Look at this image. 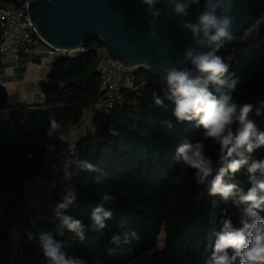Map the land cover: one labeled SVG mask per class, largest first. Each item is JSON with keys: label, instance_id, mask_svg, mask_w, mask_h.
Returning <instances> with one entry per match:
<instances>
[{"label": "trees", "instance_id": "16d2710c", "mask_svg": "<svg viewBox=\"0 0 264 264\" xmlns=\"http://www.w3.org/2000/svg\"><path fill=\"white\" fill-rule=\"evenodd\" d=\"M102 43L90 36L84 42L89 51L65 55L54 62L48 80L42 84L44 103L22 104L8 119L0 120V264H49L40 249L39 234L55 235L60 227L54 206L64 194L65 169L71 172V183L78 189L68 214L85 225L83 240L66 229L57 235L70 255L83 258L87 264H127L153 247L164 231V246L152 252L149 264H206L210 255L206 245L220 230L218 223L209 222L212 202L227 209L237 227L239 213L230 201L224 203L219 196L208 195L205 186L195 183L194 170L174 158L176 148L185 141L199 140L202 130L193 123H178L166 99L167 109L153 103L154 91L161 98L167 95L160 67L141 68L126 78L122 98L112 108L97 112L91 120L92 129L79 138L75 155L64 167L60 188L51 198L41 197L36 219L26 215L25 183L43 171L48 149L61 143L46 136L50 117L65 126L69 137L84 110L100 94L101 75L94 47ZM245 48L246 43L231 41L217 55L237 53L234 61L225 60L230 73L239 79L233 96L238 102L259 107L264 101V50ZM185 66L191 67L188 62L178 67ZM4 94L0 88V107L8 106L1 105ZM252 118L264 131V114ZM166 121L172 123L171 129ZM217 151L218 146L206 142V154L214 161ZM254 157L264 159V148ZM75 159L91 162L99 171L82 169L73 162ZM97 176L102 178L100 183ZM234 179L245 188L250 186L245 170ZM105 193L117 197L105 205L112 218L106 221L105 229L94 232L88 227L90 214ZM21 222L25 228L19 231ZM130 230L139 234V240L119 246L110 243L113 235L122 236ZM109 249H115L114 254H109Z\"/></svg>", "mask_w": 264, "mask_h": 264}, {"label": "clouds", "instance_id": "9594fccd", "mask_svg": "<svg viewBox=\"0 0 264 264\" xmlns=\"http://www.w3.org/2000/svg\"><path fill=\"white\" fill-rule=\"evenodd\" d=\"M52 0H49L51 3ZM146 5L149 20V35L157 36L155 25L161 16L157 4L164 3L179 18L182 30L191 34L193 45L183 52L184 60L191 67H177L162 64L159 72L161 83L167 87V95L161 98L155 91L153 103L167 109L165 99L171 103L172 115L178 123H193L201 129V138L195 142L185 141L175 151V159L194 170L197 185L205 186L210 196H219L224 203L229 201L237 209L238 224L227 215V209L218 207L216 201L208 215L210 223L220 225L214 233L215 239L206 245L210 253L206 264H264V159H257L254 153L264 148V131L260 130L252 118L264 114V101L259 107L253 103H241L233 96L239 83L230 73V64L217 53L235 39L237 30L232 16V0H203V9L195 21L185 19L189 9L199 8L201 0H141ZM231 57H229V60ZM148 65L145 64V67ZM159 74V73H158ZM167 127H173L170 121ZM50 127L46 130L48 138L55 137L68 143L67 130L55 117L49 119ZM218 146L216 160L206 154V142ZM73 155H75L73 153ZM78 167L89 172H98L96 165L86 160L75 159ZM242 170L246 171L249 187L245 188L235 181ZM64 194L55 204L54 212L60 221V227L52 232L39 234V246L49 264H87L86 260L70 255L63 241L57 235H63L66 229L81 240L85 237V225L68 213L75 204L78 189L71 183V172L64 171ZM102 178L97 176L96 182ZM55 182H52V187ZM203 192L200 193L203 196ZM117 199L115 195L105 193L90 214L92 221L88 226L91 231H102L112 218V211L106 209ZM135 230L122 236L113 235L110 243L119 246L139 240ZM115 249H109L114 254Z\"/></svg>", "mask_w": 264, "mask_h": 264}, {"label": "water", "instance_id": "95a60500", "mask_svg": "<svg viewBox=\"0 0 264 264\" xmlns=\"http://www.w3.org/2000/svg\"><path fill=\"white\" fill-rule=\"evenodd\" d=\"M236 32L233 41H242L264 16V0H232ZM141 0H28L19 9L43 40L56 48L78 51L90 36L109 47L112 59L138 67L180 66L184 50L193 45L191 34L182 30L179 18L164 3L157 4L161 16L155 25L157 36L149 35L150 16ZM203 9H189L187 20L195 21ZM145 64L148 66L145 67ZM6 97L1 105H5Z\"/></svg>", "mask_w": 264, "mask_h": 264}, {"label": "built area", "instance_id": "2783aa9c", "mask_svg": "<svg viewBox=\"0 0 264 264\" xmlns=\"http://www.w3.org/2000/svg\"><path fill=\"white\" fill-rule=\"evenodd\" d=\"M27 1L12 3L8 0H0V30L2 31L0 61H16L22 66H27L34 62H48L52 67L53 63L62 56L89 51V48L84 44L78 51L62 50L47 44L33 27L30 19L27 17V20L24 21L20 17L22 13H19V9L25 6ZM241 42L246 43L244 50H264V16ZM94 51L98 58L97 69L101 75L100 94L84 110L79 125L75 127L68 137L71 147L65 142L50 147L43 171L34 179L26 181L23 195L26 199L32 198L35 207L39 206L42 196L51 198L60 188L64 167L74 156L73 153L75 154L77 150L79 138L88 129H92V117L99 111L112 108L115 102L122 98L123 81L141 69L114 61L109 53L108 45L104 42L96 45ZM236 55L237 53L233 52L223 58L227 62H232L235 60ZM229 57H231L230 60ZM21 107V103L0 107V120L8 119L12 110ZM53 181L55 182L54 187H52ZM37 217V212H34L30 218ZM24 228L25 224L23 222L17 225L19 231Z\"/></svg>", "mask_w": 264, "mask_h": 264}, {"label": "crops", "instance_id": "0c3cea01", "mask_svg": "<svg viewBox=\"0 0 264 264\" xmlns=\"http://www.w3.org/2000/svg\"><path fill=\"white\" fill-rule=\"evenodd\" d=\"M51 66L48 62H34L22 66L16 61H0V88L5 91L7 104H43L45 95L42 84L49 78ZM38 207L34 200L27 199L26 215L31 217Z\"/></svg>", "mask_w": 264, "mask_h": 264}, {"label": "rangeland", "instance_id": "374dc122", "mask_svg": "<svg viewBox=\"0 0 264 264\" xmlns=\"http://www.w3.org/2000/svg\"><path fill=\"white\" fill-rule=\"evenodd\" d=\"M127 81H128V79H125L123 83L127 84ZM36 212H37V210H36ZM164 237H165V234H164V231H163L161 233V235L159 236V239H158L157 243L153 247H151L150 249L144 251L139 256L131 259L127 264H149L151 259H152V252L155 249L161 248V247L164 246Z\"/></svg>", "mask_w": 264, "mask_h": 264}, {"label": "bare ground", "instance_id": "6f19581e", "mask_svg": "<svg viewBox=\"0 0 264 264\" xmlns=\"http://www.w3.org/2000/svg\"><path fill=\"white\" fill-rule=\"evenodd\" d=\"M129 67H131V66H129Z\"/></svg>", "mask_w": 264, "mask_h": 264}]
</instances>
